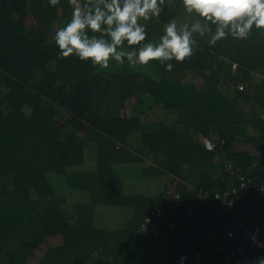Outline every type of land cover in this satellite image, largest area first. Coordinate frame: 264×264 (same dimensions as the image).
<instances>
[{"label": "trees", "instance_id": "1", "mask_svg": "<svg viewBox=\"0 0 264 264\" xmlns=\"http://www.w3.org/2000/svg\"><path fill=\"white\" fill-rule=\"evenodd\" d=\"M73 7L0 0V264H227L244 238L226 235L217 201L167 208L157 236L146 218L173 190L192 201L240 172L252 183L237 209L264 220V30L214 45L194 34L171 71L126 58L103 68L58 55L54 36ZM194 18L183 0H164L138 22L148 41Z\"/></svg>", "mask_w": 264, "mask_h": 264}, {"label": "clouds", "instance_id": "2", "mask_svg": "<svg viewBox=\"0 0 264 264\" xmlns=\"http://www.w3.org/2000/svg\"><path fill=\"white\" fill-rule=\"evenodd\" d=\"M56 5L58 0H49ZM71 19L54 36L60 57L75 54L93 65L107 68L109 60L147 64L158 60L171 71V60L183 61L192 54L194 34L214 45L222 38H247L255 27L264 30V0H183L185 12L195 14L191 24L168 22L155 40L146 41L145 25L139 19L158 17L164 0H70ZM215 26L213 30L212 26ZM143 42V43H141ZM137 47H125L123 45ZM255 240V237H253ZM187 259L180 257V264ZM249 264H264V255Z\"/></svg>", "mask_w": 264, "mask_h": 264}, {"label": "built area", "instance_id": "3", "mask_svg": "<svg viewBox=\"0 0 264 264\" xmlns=\"http://www.w3.org/2000/svg\"><path fill=\"white\" fill-rule=\"evenodd\" d=\"M237 63H233L235 68ZM243 89V85H239ZM203 143L209 150L214 149L215 143L209 137L204 138ZM230 170L234 172V168ZM238 183L230 185L222 191H211L201 188L197 194V198L192 201L185 202L179 193L173 191V202L163 206L155 207L146 218V223L155 236L159 235L158 220L166 212L167 208L177 207L181 205L187 206V211L192 212L193 206L197 201H217L219 207V216L224 219L225 233L230 238L235 237L236 233H240L244 238V242L233 246L229 249L227 264H249L260 255H264V220L249 224V216L240 213L236 206L235 196L241 191H248L252 179L240 172L237 173ZM264 191V179L260 187ZM238 215V217H237ZM255 237V240L253 239ZM224 246H217L215 251H223ZM225 257H220L224 260ZM173 264H180V256L173 259ZM184 264H188L185 263Z\"/></svg>", "mask_w": 264, "mask_h": 264}, {"label": "rangeland", "instance_id": "4", "mask_svg": "<svg viewBox=\"0 0 264 264\" xmlns=\"http://www.w3.org/2000/svg\"><path fill=\"white\" fill-rule=\"evenodd\" d=\"M62 13H61V11H60V15H61ZM60 20H61V18H60ZM60 20H58L57 22H56V24H55V26H56V28H58V26H59V23L61 22ZM63 23L65 22L66 23V20H64V21H62ZM62 23V24H63ZM61 24V25H62ZM60 25V26H61ZM154 117H156V116H151L150 118H149V116L148 115H146L145 116V119L147 120V121H150V120H154L155 118ZM109 221H111V220H109ZM120 222V217L119 216H116V217H114L113 218V223H119Z\"/></svg>", "mask_w": 264, "mask_h": 264}, {"label": "crops", "instance_id": "5", "mask_svg": "<svg viewBox=\"0 0 264 264\" xmlns=\"http://www.w3.org/2000/svg\"><path fill=\"white\" fill-rule=\"evenodd\" d=\"M248 150H250V153H252V154L260 153L259 149L255 148L254 146H248ZM140 182L143 184V186L147 185V183L145 181H140Z\"/></svg>", "mask_w": 264, "mask_h": 264}]
</instances>
